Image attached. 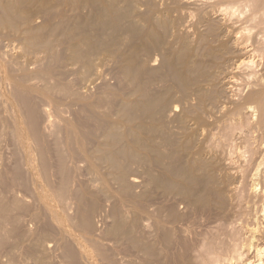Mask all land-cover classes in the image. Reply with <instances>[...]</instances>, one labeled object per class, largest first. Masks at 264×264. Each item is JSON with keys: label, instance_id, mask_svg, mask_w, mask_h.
Masks as SVG:
<instances>
[{"label": "bare ground", "instance_id": "1", "mask_svg": "<svg viewBox=\"0 0 264 264\" xmlns=\"http://www.w3.org/2000/svg\"><path fill=\"white\" fill-rule=\"evenodd\" d=\"M0 28L2 264H48L45 218L60 264H264V0H0ZM54 93L101 136L63 115L59 140ZM82 171L107 182L103 199ZM33 189L46 207L26 220ZM99 200L114 237L93 221Z\"/></svg>", "mask_w": 264, "mask_h": 264}, {"label": "rangeland", "instance_id": "2", "mask_svg": "<svg viewBox=\"0 0 264 264\" xmlns=\"http://www.w3.org/2000/svg\"><path fill=\"white\" fill-rule=\"evenodd\" d=\"M41 23H42V25L44 24L42 21L41 22H39L38 24L36 23V25L37 26H41ZM40 24V25H39ZM8 31H9V29H8ZM8 31H6V29H3L2 28V30H1V28H0V35H2V37L0 36V39L2 40V38H3V36H5L6 35V33L8 34L9 32ZM5 33V34H4ZM7 36V35H6ZM0 40V41H1ZM171 77L169 76V78H167V85L168 86H172L171 84H172V82H171ZM169 82H171V83H169ZM170 84V85H169ZM57 91V90H56ZM118 91L119 92H121L122 94H125V95H130V91H131V89H129L127 86H125V87H122V88H119L118 89ZM131 100L132 101H134V100H136V96H133V97H131ZM13 103L12 102H8V103H6V109H10L11 108V105H12ZM14 105V104H13ZM67 108H68V104H67V102H66V100L65 99H62V97H61V95H59V93H54V96H53V100L52 101H50V103H47V109L49 110V114H50V116H51V120L54 122V124H55V132H56V134L58 135L57 136V138L59 139V140H63L62 142H64V141H66V139H67V136H66V133H67V135L70 133L69 131H67V130H65V126H63L64 125V121L62 120V117H63V115L64 116H68L67 118H69V119H67L66 118V121H68L69 123H70V121L73 123V125H75V126H73L72 125V123H71V125L74 127V129L76 128L77 130L76 131H78L77 133H80V134H84V133H86V134H88V133H90L89 135H88V137L90 138L91 136V138L90 139H92V138H98V137H100L101 136V134H102V131L101 130H97L96 129V127L95 128H93V124L91 125L90 124V126H86V124H85V120L87 119V117L85 116V115H82V116H80L79 118H75L74 117V115H71V114H67ZM20 109V108H19ZM23 109H22V107H21V109H20V111H21V127H20V130H21V132L22 133H24V137H25V139H27V140H30L31 138H32V130L30 129V124H28V125H26V121L28 120V119H25L24 117H25V115H24V111H22ZM20 111H19V113H20ZM23 114V115H22ZM9 116V115H8ZM24 116V117H23ZM26 120H24L23 118ZM85 117V118H84ZM20 118V117H19ZM45 118H46V116H42L41 118H40V123L42 122L43 123V121L45 120ZM64 119V118H63ZM78 119H80V122H78L79 120ZM22 120H24V121H22ZM84 120V121H83ZM23 122H24V124L26 125V128H25V125L23 124ZM28 122V121H27ZM84 122V124H82ZM80 124H82V125H80ZM8 125H9V128L7 129V133L9 134V137H8V140H7V144L11 147V148H13V149H18V148H20V145H19V143H17L14 139H13V137H12V135H13V131H14V129H13V127H12V123H11V121H10V119H9V117H8ZM30 126V127H29ZM64 128H63V127ZM95 126V125H94ZM124 128H123V131L127 134V140H128V143H132L133 141H134V136L135 135H131V128H132V126H129L127 123H124ZM63 129H62V128ZM78 127V128H77ZM85 127H87V128H85ZM60 128V129H59ZM134 128H135V126H134ZM83 129V130H82ZM85 129V130H84ZM64 130V131H63ZM89 130V131H88ZM96 130V131H95ZM75 131V132H76ZM94 132V135H93V132ZM98 131V132H97ZM58 132V133H57ZM65 132V133H64ZM84 132V133H83ZM88 132V133H87ZM92 132V133H91ZM60 133V134H59ZM95 133H96V135H98V136H96L95 135ZM98 133V134H97ZM66 136V139H65V137H64V135ZM61 135H62V137H61ZM138 135V137L139 138H141V139H144V138H146V134H144V133H139V134H137ZM94 136V137H93ZM169 136H171L172 137V135H171V133L169 134ZM160 138H166V137H161L160 136ZM168 138V137H167ZM171 139V138H170ZM89 140V139H88ZM163 143H161V145H162ZM160 145V147L163 149V151H165L166 153H168L169 152V150L167 149L168 148V146H166V145H163V147ZM88 149H93L92 147V144H88ZM136 150H137V152L139 153V155H141V156H146V155H148V157L149 158H152L153 156H152V153H150V154H147L144 150H142L141 148H136ZM38 162V161H37ZM55 164V162L54 161H52V160H50V163H49V166L51 167V166H53ZM39 166L40 167H42V168H44L43 166H42V164L41 163H39ZM82 175H83V180H84V184H86V183H88L89 185H96L97 187H98V189L101 191V188H102V192H101V194H100V199H103L104 197H105V194H107L106 192H104V191H107V188L106 187H104L103 185L105 184V183H107V182H104L103 180H101V179H98V178H96L99 182H97V184L95 183V182H93L92 181V177L88 174V172H86V171H82ZM41 187H45V183H44V181H43V179L41 180V182H40V184H39V189L41 188ZM55 189V185H54V187H53V190ZM23 194L27 197V200L29 201V203H30V205H31V208H30V211L26 214V216L24 217L26 220H29L30 219V217H31V214L35 211V210H37V211H40V212H44V208L46 207V202H45V200H43V195L42 194H40L39 193V191H37V190H31L30 192H28V191H25V192H23ZM48 195L50 196L49 197V199L51 198V195H53L51 192H49L48 193ZM154 196H155V194H154ZM47 201H49V200H47ZM103 202L101 201V200H99V204H98V210H97V212H96V214H94V216H93V221H94V223L96 224V225H98V224H100L101 225V229H102V231H103V234H102V237L103 238H111V236H113L114 237V235L112 234L113 233V229H114V226H115V223H114V221L112 220V219H104V215L105 216H107L109 213H108V211L110 210L109 208L108 209H105L107 212H105L104 211V209H103V204H102ZM135 204V206L136 207H141V202L140 201H138V202H134ZM72 216H73V214H72ZM49 219H44L43 221H41V222H39L38 224H37V226H35L34 227V229H35V238L36 239H38V242L40 243V247L39 248H37V250H38V255L40 256V258H42V259H44L48 264H60V261H61V258H62V250H60V251H58V249H57V246H55V247H53V249H52V252L50 253V254H45L44 253V251H43V248H42V245L45 243V242H48V243H52V244H54V243H56V241H57V238H58V236H57V232H56V224L54 223V222H52L51 220H49ZM50 222H52V223H50ZM47 224H49L48 226H47ZM51 224H54V225H51ZM46 227H49V228H46ZM44 228L45 229H48L49 231H50V233H46V232H44ZM125 229V228H124ZM124 229L122 230V234H123V232H124ZM78 230L81 232V233H84L85 232V230H84V228H82V227H78ZM121 234V235H122ZM256 236H257V239H258V237H259V235H258V233L256 234ZM260 238V237H259ZM96 239H99L98 237L96 238ZM255 241V240H254ZM258 245H259V243L261 244V246H262V243L263 242H256ZM66 244V243H65ZM264 245V244H263ZM254 251V249L252 248L251 249V254L250 255H253L254 253H252ZM254 256V255H253ZM250 257H252V256H250ZM7 259V257H6V253L4 252V251H2V250H0V264H2L3 263V261L4 260H6ZM19 264H37L36 263V259H34L29 253H27V252H24V251H22L20 254H19ZM66 264H73V263H66Z\"/></svg>", "mask_w": 264, "mask_h": 264}]
</instances>
